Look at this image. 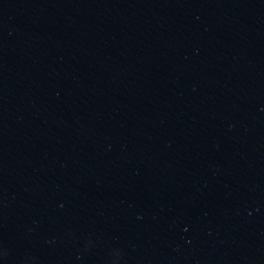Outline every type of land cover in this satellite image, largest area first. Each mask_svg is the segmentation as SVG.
<instances>
[{"label": "water", "instance_id": "1", "mask_svg": "<svg viewBox=\"0 0 264 264\" xmlns=\"http://www.w3.org/2000/svg\"><path fill=\"white\" fill-rule=\"evenodd\" d=\"M0 264H264V0H0Z\"/></svg>", "mask_w": 264, "mask_h": 264}]
</instances>
